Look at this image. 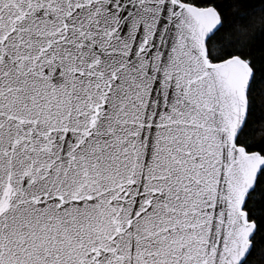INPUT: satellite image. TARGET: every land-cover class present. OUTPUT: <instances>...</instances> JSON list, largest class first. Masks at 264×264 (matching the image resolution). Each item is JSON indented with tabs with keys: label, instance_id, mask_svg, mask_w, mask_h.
I'll use <instances>...</instances> for the list:
<instances>
[{
	"label": "snow or ice",
	"instance_id": "snow-or-ice-1",
	"mask_svg": "<svg viewBox=\"0 0 264 264\" xmlns=\"http://www.w3.org/2000/svg\"><path fill=\"white\" fill-rule=\"evenodd\" d=\"M0 264H264V0H0Z\"/></svg>",
	"mask_w": 264,
	"mask_h": 264
}]
</instances>
